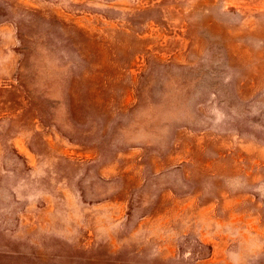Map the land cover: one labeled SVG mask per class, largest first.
Segmentation results:
<instances>
[{
  "label": "rangeland",
  "instance_id": "obj_1",
  "mask_svg": "<svg viewBox=\"0 0 264 264\" xmlns=\"http://www.w3.org/2000/svg\"><path fill=\"white\" fill-rule=\"evenodd\" d=\"M0 264H264V0H0Z\"/></svg>",
  "mask_w": 264,
  "mask_h": 264
}]
</instances>
